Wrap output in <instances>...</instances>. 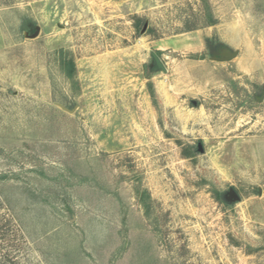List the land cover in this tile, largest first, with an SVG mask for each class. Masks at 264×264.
Instances as JSON below:
<instances>
[{"label": "rangeland", "instance_id": "1", "mask_svg": "<svg viewBox=\"0 0 264 264\" xmlns=\"http://www.w3.org/2000/svg\"><path fill=\"white\" fill-rule=\"evenodd\" d=\"M8 256L264 264V0H0Z\"/></svg>", "mask_w": 264, "mask_h": 264}, {"label": "water", "instance_id": "2", "mask_svg": "<svg viewBox=\"0 0 264 264\" xmlns=\"http://www.w3.org/2000/svg\"><path fill=\"white\" fill-rule=\"evenodd\" d=\"M40 28H36V32L33 35H28L29 38H36L39 34ZM238 55V51H232L228 48H222L216 52L213 53L212 60L216 62H230L234 60ZM154 59V65H155V71L162 70L163 72H166V68L160 58L153 54ZM200 152H203V146L199 145ZM227 201H233V200H240L239 194L236 192L235 189H230L228 196L226 197Z\"/></svg>", "mask_w": 264, "mask_h": 264}, {"label": "trees", "instance_id": "3", "mask_svg": "<svg viewBox=\"0 0 264 264\" xmlns=\"http://www.w3.org/2000/svg\"><path fill=\"white\" fill-rule=\"evenodd\" d=\"M136 28L138 30H141L143 28L142 26V20L141 19H137L136 20ZM158 56H159V53H158ZM61 63H62V69L65 73V75L69 78H73L75 76V73H76V66H75V62L73 59H70L68 57H65V56H62V60H61ZM150 87H151V90L153 89L152 88V84H150ZM152 96L155 97L154 95V92L152 90ZM155 101V100H154ZM155 103V102H154ZM146 195V194H145ZM219 200L222 202V203H228L226 197L224 196H220ZM142 204H144L145 208L148 209L149 208V205L142 200ZM14 222H17V219L15 218L14 219ZM15 226H17V224L15 223ZM18 227V226H17ZM16 228V227H15ZM14 233L16 236L20 235L19 233V229L16 228L14 230ZM9 257V256H8ZM6 257V258H8ZM9 260H6V262L8 261L10 264H18L16 262V258H8ZM1 263V262H0ZM5 264V263H4Z\"/></svg>", "mask_w": 264, "mask_h": 264}]
</instances>
